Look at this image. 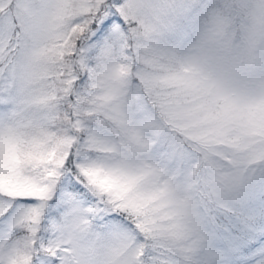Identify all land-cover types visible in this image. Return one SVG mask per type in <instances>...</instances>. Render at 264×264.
<instances>
[{
  "label": "snow or ice",
  "instance_id": "obj_1",
  "mask_svg": "<svg viewBox=\"0 0 264 264\" xmlns=\"http://www.w3.org/2000/svg\"><path fill=\"white\" fill-rule=\"evenodd\" d=\"M0 264H264V0H0Z\"/></svg>",
  "mask_w": 264,
  "mask_h": 264
},
{
  "label": "rangeland",
  "instance_id": "obj_2",
  "mask_svg": "<svg viewBox=\"0 0 264 264\" xmlns=\"http://www.w3.org/2000/svg\"><path fill=\"white\" fill-rule=\"evenodd\" d=\"M124 223H125V224H127V222H126V221H124Z\"/></svg>",
  "mask_w": 264,
  "mask_h": 264
}]
</instances>
